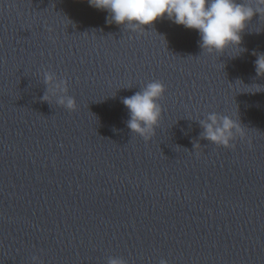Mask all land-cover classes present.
<instances>
[{"label":"clouds","instance_id":"1","mask_svg":"<svg viewBox=\"0 0 264 264\" xmlns=\"http://www.w3.org/2000/svg\"><path fill=\"white\" fill-rule=\"evenodd\" d=\"M89 4L109 13L108 22L125 26L131 31L152 26L158 19L167 18L177 25L197 30L200 47L208 54H223L230 48H240L242 36L254 17L264 18V0H88ZM243 51V49H241ZM255 71L264 76V53H253ZM52 72L44 73V83L53 85L46 89L43 100L50 102L49 93L58 96L56 103L69 111L77 108L74 97L68 95L67 80H55ZM166 87L159 80L151 81L130 97L122 99L130 118L126 121L131 133L149 141L156 132L162 117ZM203 131L201 138L225 148H233L237 137L244 131L239 120L229 115L209 113L199 121ZM107 264H127L123 258L109 257ZM160 264H167L161 260Z\"/></svg>","mask_w":264,"mask_h":264}]
</instances>
